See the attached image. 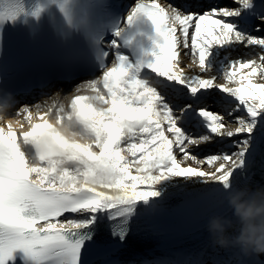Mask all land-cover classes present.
Returning <instances> with one entry per match:
<instances>
[{"label": "snow or ice", "instance_id": "obj_1", "mask_svg": "<svg viewBox=\"0 0 264 264\" xmlns=\"http://www.w3.org/2000/svg\"><path fill=\"white\" fill-rule=\"evenodd\" d=\"M53 25L87 34L98 74L67 103L0 116V264H93L176 179L216 185L226 202L248 189L239 178L264 144V0H134L126 16L111 0H0V44ZM241 48L250 58L220 59ZM11 103L0 93V112ZM105 219L114 240L101 238Z\"/></svg>", "mask_w": 264, "mask_h": 264}, {"label": "bare ground", "instance_id": "obj_2", "mask_svg": "<svg viewBox=\"0 0 264 264\" xmlns=\"http://www.w3.org/2000/svg\"><path fill=\"white\" fill-rule=\"evenodd\" d=\"M134 4V2H133ZM132 4V5H133ZM245 50L248 49H233L232 51L228 52L227 55L231 58H236L238 56H243L244 58H250V52L248 50V53H245ZM226 52H224L225 54ZM220 59L226 60L225 58H222L220 56ZM185 63H190V57H184ZM199 73V68L196 65H191V69L189 70V74ZM207 75H217L219 78L217 82L223 81L222 75L219 73H215L214 70ZM95 78V77H94ZM93 79V78H90ZM89 80V79H86ZM85 81H80L76 85H72L73 83H62L59 84V86H55L52 90V93H48L47 90L51 87L49 85V88L46 91H41L40 93H36L35 95L29 94L26 97L23 98V105H28L29 107L33 108V111H35L34 106L36 104H43V101L51 102L52 99H59L63 103H67L68 99L75 94L77 86L83 85ZM216 93V92H215ZM215 93L210 96L211 98H215ZM81 94L86 95H92L91 92H83ZM209 97V98H210ZM208 98V105L210 107H215L213 101ZM40 99V100H39ZM217 99V97H216ZM17 105V103L15 104ZM14 104H10V106L5 109L4 111L0 112V116H4L5 119L10 118V116H15L16 110L14 109ZM21 106V107H22ZM10 114V115H9ZM22 119V118H21ZM38 122V121H34ZM27 123L25 124V128H27ZM19 130V129H18ZM218 147V146H216ZM211 149H214L212 147ZM191 162V161H190ZM193 165L197 166L194 162H192ZM208 167H205L206 169ZM242 184H245L248 189L255 191L257 189H263L264 188V144H261L259 146L257 155L255 157V163L253 167L250 169L247 177H240L239 178ZM216 185H204L200 184L198 182H189L185 181L183 179H179L178 181H175L168 185L165 188V197L168 199L167 201H177L179 199H186L190 197H197L200 196V194L205 193L208 190L215 189ZM210 198V197H209ZM142 207V206H141ZM188 214H194L196 216L193 219L190 220H184V223L188 225L190 228L192 227V231L188 234L184 235L183 237L179 238L178 240H173L167 244V246L164 247V249L167 250L166 255H164L167 259H171L172 257L175 258L171 261V264H174L176 259L178 258V255L180 252L187 251V255L191 257L192 255L195 257V260H197V263L200 264L203 258L207 256L208 250H211V245L214 246V251L219 250L217 247L215 249V244H213L210 235L205 228V225H207L208 220L213 215H228V205L227 202L223 198L218 199H211L208 203L204 204L202 207L196 209L195 206L191 207L188 211ZM223 249V248H221ZM226 250L232 249V248H225ZM237 251H240L237 248ZM222 255V254H220ZM251 255H247V259H251ZM264 258V254L260 255ZM188 257V258H189ZM194 260V261H195ZM179 264L178 262H176ZM182 264H189L190 261L181 262ZM155 264V263H152Z\"/></svg>", "mask_w": 264, "mask_h": 264}, {"label": "clouds", "instance_id": "obj_3", "mask_svg": "<svg viewBox=\"0 0 264 264\" xmlns=\"http://www.w3.org/2000/svg\"><path fill=\"white\" fill-rule=\"evenodd\" d=\"M226 199L232 215H213L207 223L213 244L244 255L264 254V189L242 188Z\"/></svg>", "mask_w": 264, "mask_h": 264}, {"label": "rangeland", "instance_id": "obj_4", "mask_svg": "<svg viewBox=\"0 0 264 264\" xmlns=\"http://www.w3.org/2000/svg\"><path fill=\"white\" fill-rule=\"evenodd\" d=\"M227 53H228V52H226L225 54L222 53V54H221L222 58L225 57V58L227 59ZM245 53L247 54V53H248V50H247V51L245 50ZM249 54H250V53H249ZM238 57H243V56H238ZM236 58H237V57H236ZM213 70H214L215 73H218L215 69H213ZM222 79H223V77H222ZM80 81H86V80H84V79H80L79 81L75 82V83L72 84V85L74 86V85H76V84H77L78 82H80ZM217 83H223V81H220V82H217ZM52 91H53V90H49L48 93H52ZM217 94L220 95V93H218V92H217ZM39 100H40V99H39ZM43 102H45V101H43ZM43 102H42V103H43ZM23 103H24V102H23ZM23 103H18L17 105L14 106V109L17 110V108L21 107V106L23 105ZM232 126L234 127V125H232ZM212 147H214V149H211ZM212 147L204 148L203 151L198 152L197 155H199V156H203V155H206V154L213 153V152L217 151V149H218L219 146H218V147H216V146H212ZM188 163H192V162L189 161ZM192 166H195V165H193V163H192ZM205 167H208V166L205 165L204 168H205ZM204 170H205V171H210L211 169L208 167V168H206V169H204ZM178 180H179V179L173 180V182L178 181ZM173 182H172V183H173ZM263 189H264V188H263Z\"/></svg>", "mask_w": 264, "mask_h": 264}]
</instances>
